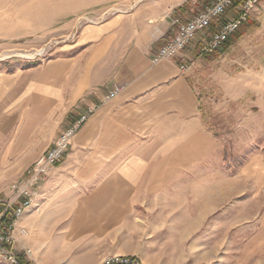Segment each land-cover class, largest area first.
Wrapping results in <instances>:
<instances>
[{
	"label": "crops",
	"instance_id": "crops-1",
	"mask_svg": "<svg viewBox=\"0 0 264 264\" xmlns=\"http://www.w3.org/2000/svg\"><path fill=\"white\" fill-rule=\"evenodd\" d=\"M133 1L102 4L131 9ZM211 1L140 0L128 16L84 30L70 57L25 68L0 63L4 199L13 184L30 179L55 140L94 109L61 162L32 188L34 205L16 229L19 252L31 250L38 264H100L127 254L128 231H140L135 251L146 258L161 220L172 221L176 231H200L211 204L224 203L225 170L210 163L223 143L203 121L189 70L181 71L216 26L175 59L153 62L177 31L173 20H188Z\"/></svg>",
	"mask_w": 264,
	"mask_h": 264
},
{
	"label": "rangeland",
	"instance_id": "rangeland-1",
	"mask_svg": "<svg viewBox=\"0 0 264 264\" xmlns=\"http://www.w3.org/2000/svg\"><path fill=\"white\" fill-rule=\"evenodd\" d=\"M103 1L0 0V63L25 68L70 57V46L84 30L116 15L128 16L140 4L133 1L129 9ZM236 11L230 9L227 17ZM250 19L254 25L229 49L208 57L195 50L188 63L203 121L223 143L210 163L225 170L224 203L211 204L200 231H176L172 221L161 220L146 258L135 251L140 231H128L127 254L106 258L129 257L142 264H264V0ZM6 192L0 188V197Z\"/></svg>",
	"mask_w": 264,
	"mask_h": 264
},
{
	"label": "built area",
	"instance_id": "built-area-1",
	"mask_svg": "<svg viewBox=\"0 0 264 264\" xmlns=\"http://www.w3.org/2000/svg\"><path fill=\"white\" fill-rule=\"evenodd\" d=\"M240 2V4H237ZM258 4L257 0H212L203 10L195 12L188 20L177 17L173 20V26L177 31L174 37L165 43L155 55L153 62L173 60L181 52L185 51L198 34L205 35L206 31L214 25L216 31L207 39L200 49V55L206 56L219 52L227 41L250 19L252 10ZM236 8L235 15L228 21L222 18L232 8ZM189 70L188 65L181 66V71ZM121 88L117 87L108 97L114 98ZM94 111L91 109L87 115L82 116L69 129L63 132L52 144L50 149L42 155L31 169V177L22 184H13L10 188L11 195L4 199L0 197V260L7 264H37L30 259L31 250L19 252L16 248L18 239L16 229L25 211L34 205L36 193L32 189L49 168L61 162L73 137L88 120ZM24 237L25 229L19 231ZM21 257L25 259L23 262ZM100 264H142L134 258L112 257L104 259Z\"/></svg>",
	"mask_w": 264,
	"mask_h": 264
},
{
	"label": "trees",
	"instance_id": "trees-1",
	"mask_svg": "<svg viewBox=\"0 0 264 264\" xmlns=\"http://www.w3.org/2000/svg\"><path fill=\"white\" fill-rule=\"evenodd\" d=\"M243 1H247V0H243ZM257 1L262 2L263 0H257ZM237 4H240V2H238ZM253 25H254V23L251 21V19H249L247 23L242 25V27L223 46L222 52L229 49L239 38H241V36L245 33V29H247ZM21 259L23 262L25 261V259L23 257H21Z\"/></svg>",
	"mask_w": 264,
	"mask_h": 264
},
{
	"label": "bare ground",
	"instance_id": "bare-ground-1",
	"mask_svg": "<svg viewBox=\"0 0 264 264\" xmlns=\"http://www.w3.org/2000/svg\"><path fill=\"white\" fill-rule=\"evenodd\" d=\"M39 55V54H38Z\"/></svg>",
	"mask_w": 264,
	"mask_h": 264
}]
</instances>
